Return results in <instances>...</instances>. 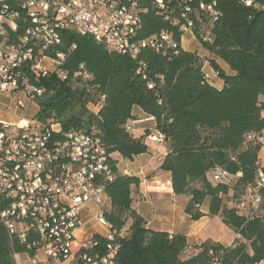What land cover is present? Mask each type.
Here are the masks:
<instances>
[{"label": "trees", "instance_id": "16d2710c", "mask_svg": "<svg viewBox=\"0 0 264 264\" xmlns=\"http://www.w3.org/2000/svg\"><path fill=\"white\" fill-rule=\"evenodd\" d=\"M142 0V27L139 38L162 33L173 34L181 45L179 52H156L144 48L132 59L98 43L93 36L70 30L61 31L62 41L54 50L64 55L63 80L53 73L32 83L44 90L38 100L36 119L60 124L63 133L84 131L98 136L107 152L134 160L149 152L147 133L135 137L128 130L140 109L155 120L156 128L170 144L161 170L171 174L176 196L188 197L185 212L191 221L205 216L203 205L209 201V216H218L239 236L231 246L213 242L193 244L186 234L152 230L134 208L140 188L138 176L122 174L112 159L114 179L104 187L109 205L103 217L119 242L118 264H214L211 252L220 254V264H258L264 261V187L259 190L263 203L260 213L240 214L239 205L249 188L256 186L264 135V0L252 5L242 0H195L188 14L194 22L192 32L209 60L198 52L187 51L182 42L187 24L181 0ZM216 2L218 16L201 11L200 2ZM168 16V18H167ZM210 28L201 34L203 21ZM224 61L233 74L216 62ZM209 62L224 83L217 88L206 78ZM140 64L146 67L145 75ZM84 68L90 79L74 74ZM100 105L97 114L88 103ZM221 169L231 183L215 182L212 174ZM233 203L234 206L232 205ZM0 205V212H1ZM125 231L124 237L120 233ZM197 251L187 254L188 247ZM27 248L9 235L0 217V264H17L16 255Z\"/></svg>", "mask_w": 264, "mask_h": 264}, {"label": "built area", "instance_id": "2783aa9c", "mask_svg": "<svg viewBox=\"0 0 264 264\" xmlns=\"http://www.w3.org/2000/svg\"><path fill=\"white\" fill-rule=\"evenodd\" d=\"M181 1L186 5L182 16L187 19L183 31L192 32L194 22L188 14L195 0ZM141 3L142 0H0V92L26 93L36 104L44 90L35 86L33 79L38 81L53 73L63 80L68 78L60 69L61 54L51 55L60 46L62 27L98 36L101 44L132 59L148 47L162 53L172 50L177 55L181 45L173 34L139 38ZM156 4L168 14L163 1L157 0ZM215 6V1H201L199 9L216 17ZM139 70L145 75L143 64ZM87 73L81 68L74 76L90 79ZM214 76L219 74L215 72ZM206 78L212 76L206 72ZM128 130L132 131L131 125ZM147 139L155 144L166 142L165 135L157 129L150 131ZM112 159L95 134L63 133L60 124L36 118L18 124L0 120V217L9 235L28 250L16 255L17 264H118L120 244L102 212L110 202L104 185L114 179ZM212 179L231 183V176L221 169L213 172ZM263 187L264 172L260 170L256 186L248 189L239 205L240 211L246 210L248 204L258 209L263 203L259 194ZM89 216L107 233L91 231ZM125 231L120 233L121 238ZM185 250L187 254L197 251L192 246ZM211 254L213 263L220 264V254Z\"/></svg>", "mask_w": 264, "mask_h": 264}, {"label": "crops", "instance_id": "0c3cea01", "mask_svg": "<svg viewBox=\"0 0 264 264\" xmlns=\"http://www.w3.org/2000/svg\"><path fill=\"white\" fill-rule=\"evenodd\" d=\"M182 46L185 50L189 51L184 46V41L182 42ZM216 62L227 74H233L224 61L216 59ZM205 71L212 76L215 87H223L224 83L219 77L214 76L215 71L208 61ZM1 104L0 102V120L11 124H18L19 122L30 123L36 118L39 111L38 104H36L38 111L34 115L24 116L22 113L9 112ZM134 116L135 120L130 125L135 137L139 138L146 135L147 130L152 131L157 129L155 120L147 116L142 110L135 109ZM261 142L263 150L260 152V163L264 167L261 158L264 151V135L261 138ZM150 143V146H148L149 152L141 156L139 155L134 160H126V158L124 159L119 154L111 155L118 162L117 167L120 173L140 178V188L136 196H134V208L145 218L147 227L170 234H186L193 244L213 242L226 247L231 246L239 236L236 234L235 238H230V234L228 233L229 227L223 223L222 219L218 216H209V201L201 207L205 216L199 221H191L190 216L185 212L188 197L175 195L171 174L160 168L169 153V142L166 141L163 144Z\"/></svg>", "mask_w": 264, "mask_h": 264}, {"label": "rangeland", "instance_id": "374dc122", "mask_svg": "<svg viewBox=\"0 0 264 264\" xmlns=\"http://www.w3.org/2000/svg\"><path fill=\"white\" fill-rule=\"evenodd\" d=\"M210 28V22L209 21H203L202 26H201V34H204L208 29ZM184 46L186 49L192 52H198L199 55L205 59L212 60L214 59V56L211 55L209 52H206L201 45L200 41L198 38L195 36L193 32H187L184 35ZM45 65L49 66L48 62H45ZM50 67V66H49ZM0 102L2 103L1 105H4L3 107L7 109L9 112H14V113H22V115L27 116V115H34L38 111V107L35 104V102H32L29 97L26 95V93L22 92H17L16 94H6L2 93L0 94ZM88 108L92 113L97 114L99 110L98 104L95 103H88L87 104ZM150 132V130H147L146 133ZM147 145L150 146V141L145 140ZM262 162L264 163V151L262 152L261 155ZM235 203L232 205L234 206ZM256 213H260L259 209H254L252 204H248L246 207V210H243L240 212V214H243L245 216H251ZM90 219V224L88 225V228L91 231H100L102 233H107L106 228L104 226H101L100 223H98L97 220H95L92 216H89ZM215 227V226H214ZM229 231L228 233L230 234V238H235L236 232L232 230L231 228H228Z\"/></svg>", "mask_w": 264, "mask_h": 264}, {"label": "bare ground", "instance_id": "6f19581e", "mask_svg": "<svg viewBox=\"0 0 264 264\" xmlns=\"http://www.w3.org/2000/svg\"><path fill=\"white\" fill-rule=\"evenodd\" d=\"M243 1H245V3H246L247 5H252L253 2H254V0H243ZM63 30H70V31H74V32H79L80 34L85 35V33H81V30H78L77 28L62 27V28H61V31H63ZM0 35H1V33H0ZM92 36H93V35H92ZM93 38H94L98 43H101L100 39H98V36H93ZM61 41H62V40H60V43H61ZM0 48H3V41L1 40V36H0ZM138 56H139V54H137L135 58L137 59ZM63 59H64V55H61V60H63ZM207 79H208V80H211V78H207Z\"/></svg>", "mask_w": 264, "mask_h": 264}]
</instances>
